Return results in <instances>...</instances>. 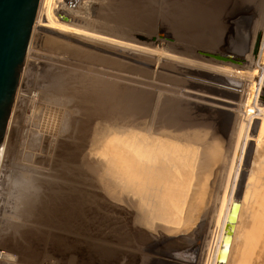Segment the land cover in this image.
I'll use <instances>...</instances> for the list:
<instances>
[{
  "label": "rangeland",
  "instance_id": "1",
  "mask_svg": "<svg viewBox=\"0 0 264 264\" xmlns=\"http://www.w3.org/2000/svg\"><path fill=\"white\" fill-rule=\"evenodd\" d=\"M38 6L0 264H264V0Z\"/></svg>",
  "mask_w": 264,
  "mask_h": 264
},
{
  "label": "water",
  "instance_id": "2",
  "mask_svg": "<svg viewBox=\"0 0 264 264\" xmlns=\"http://www.w3.org/2000/svg\"><path fill=\"white\" fill-rule=\"evenodd\" d=\"M39 0H0V143Z\"/></svg>",
  "mask_w": 264,
  "mask_h": 264
},
{
  "label": "bare ground",
  "instance_id": "3",
  "mask_svg": "<svg viewBox=\"0 0 264 264\" xmlns=\"http://www.w3.org/2000/svg\"><path fill=\"white\" fill-rule=\"evenodd\" d=\"M38 3H40V0L38 1ZM38 8H39V6H38ZM38 8H37V11H38ZM37 11H36V14H35V17L37 16ZM36 19V18H35ZM262 43H264V28H263V37H262ZM103 208V207H102ZM106 209H108V208H106ZM105 209V210H106ZM100 211H102V210H100ZM102 213H103V211H102ZM129 214V213H128ZM263 223V222H262ZM103 225V224H102ZM107 225V224H106ZM105 225V226H106ZM108 225H110V224H108ZM100 226V225H99ZM114 226V225H113ZM117 227V226H116ZM246 228V227H245ZM94 229V228H93ZM98 230H99V228H98ZM115 229L113 228V227H110V226H108V228H103V230L101 229V231L99 230V233L100 234H104L105 235V233L107 234V232L108 233H112V231H114ZM117 231H115V232H118V229H116ZM95 231V230H94ZM120 232V231H119ZM83 233V232H82ZM85 233V232H84ZM87 233V232H86ZM92 233V232H91ZM111 233H110V235H111ZM98 234V233H97ZM95 235V234H94ZM236 236V235H235ZM89 237H90V232H89ZM88 237V238H89ZM94 238V237H93ZM105 239V238H104ZM74 256V255H73ZM82 256V255H81ZM87 256V255H86ZM105 256V255H104ZM76 257V256H75ZM102 259V262H103V259H106V257L105 258H103V257H101ZM76 260H77V258H76ZM88 262V261H87ZM101 262V261H100ZM101 262V263H102ZM111 262V261H110ZM115 262V261H114ZM82 263V262H81ZM89 264H90V262H88ZM92 263V262H91ZM240 263V262H239ZM98 264H100V263H98ZM103 264V263H102ZM114 264V263H113Z\"/></svg>",
  "mask_w": 264,
  "mask_h": 264
}]
</instances>
